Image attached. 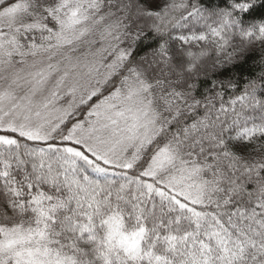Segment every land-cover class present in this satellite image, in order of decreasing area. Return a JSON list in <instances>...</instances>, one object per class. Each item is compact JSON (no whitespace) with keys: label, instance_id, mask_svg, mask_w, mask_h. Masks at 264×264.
I'll use <instances>...</instances> for the list:
<instances>
[{"label":"snow or ice","instance_id":"6c2138e0","mask_svg":"<svg viewBox=\"0 0 264 264\" xmlns=\"http://www.w3.org/2000/svg\"><path fill=\"white\" fill-rule=\"evenodd\" d=\"M0 264H264V0H0Z\"/></svg>","mask_w":264,"mask_h":264}]
</instances>
